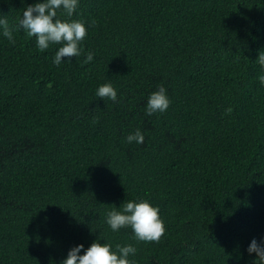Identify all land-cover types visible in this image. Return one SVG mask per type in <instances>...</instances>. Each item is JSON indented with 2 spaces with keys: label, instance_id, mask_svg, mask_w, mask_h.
Returning <instances> with one entry per match:
<instances>
[{
  "label": "trees",
  "instance_id": "trees-1",
  "mask_svg": "<svg viewBox=\"0 0 264 264\" xmlns=\"http://www.w3.org/2000/svg\"><path fill=\"white\" fill-rule=\"evenodd\" d=\"M35 2L0 0V16L14 23ZM73 19L88 34L59 66L60 45L0 36V264H60L102 237L132 243L137 264L241 253L252 264L245 249L264 236V0H80ZM106 82L118 102L96 97ZM161 85L171 104L146 116ZM137 129L144 142L127 143ZM141 198L160 209L158 242L104 220Z\"/></svg>",
  "mask_w": 264,
  "mask_h": 264
},
{
  "label": "clouds",
  "instance_id": "clouds-1",
  "mask_svg": "<svg viewBox=\"0 0 264 264\" xmlns=\"http://www.w3.org/2000/svg\"><path fill=\"white\" fill-rule=\"evenodd\" d=\"M80 0H36L28 5L14 23L0 16V36L15 45L14 33L23 31L28 37H35L36 48L44 52L51 45H60L55 51L52 63L61 65L62 58L79 57L82 42L88 34L89 24L82 19H73ZM58 11L60 16H58ZM61 17H64L63 19ZM94 53L89 51L85 63L94 60ZM255 61L262 70L258 81L264 86V51H258ZM96 97L118 102L117 89L111 82L100 84L95 90ZM171 104L167 89L161 85L149 93L144 112L146 116L165 113ZM144 134L140 129L128 134L125 141L129 144H142ZM104 220L109 229L115 233L122 228H130L136 241L158 242L165 232V222L160 216V209L147 199L127 200L120 207L104 210ZM93 241L85 248L83 243L72 246L60 264H137L134 257L138 249L132 244H116L115 246L104 237ZM252 257V264H264V236L253 237L245 249ZM132 257L133 259H130ZM243 254L237 257V264Z\"/></svg>",
  "mask_w": 264,
  "mask_h": 264
}]
</instances>
